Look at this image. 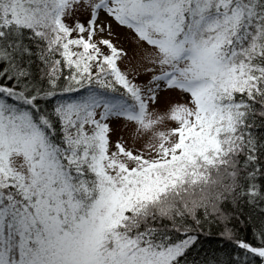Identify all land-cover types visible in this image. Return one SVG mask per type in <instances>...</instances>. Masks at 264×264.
I'll list each match as a JSON object with an SVG mask.
<instances>
[{"label": "snow or ice", "instance_id": "obj_1", "mask_svg": "<svg viewBox=\"0 0 264 264\" xmlns=\"http://www.w3.org/2000/svg\"><path fill=\"white\" fill-rule=\"evenodd\" d=\"M0 264H264V0H0Z\"/></svg>", "mask_w": 264, "mask_h": 264}, {"label": "rangeland", "instance_id": "obj_2", "mask_svg": "<svg viewBox=\"0 0 264 264\" xmlns=\"http://www.w3.org/2000/svg\"><path fill=\"white\" fill-rule=\"evenodd\" d=\"M123 39V38H122ZM125 46L126 47H129V50H130V55L132 54V48L131 46L125 42ZM153 119H156L157 118V114L156 113H153ZM168 128V122L162 118L158 119L156 125L152 128H150L149 130H146V131H142L140 133H137V140L139 142H152V143H155L156 142V138H157V134L158 133H162V132H165Z\"/></svg>", "mask_w": 264, "mask_h": 264}, {"label": "trees", "instance_id": "obj_3", "mask_svg": "<svg viewBox=\"0 0 264 264\" xmlns=\"http://www.w3.org/2000/svg\"><path fill=\"white\" fill-rule=\"evenodd\" d=\"M212 179H214V180H216L217 181V183H219V176H217V174L215 173V172H213L212 173V177L210 178V180H212ZM213 187H215V185H212L211 183H210V185H209V189L211 190V188H213Z\"/></svg>", "mask_w": 264, "mask_h": 264}]
</instances>
